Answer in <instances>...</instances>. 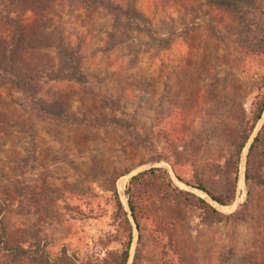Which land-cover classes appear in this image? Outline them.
I'll return each instance as SVG.
<instances>
[{"label":"rangeland","instance_id":"obj_1","mask_svg":"<svg viewBox=\"0 0 264 264\" xmlns=\"http://www.w3.org/2000/svg\"><path fill=\"white\" fill-rule=\"evenodd\" d=\"M131 4L139 26H119ZM263 75L264 0H0V264H104L126 235L113 184L126 264H264V190L240 207L264 112L230 204L182 182L230 196ZM249 164L264 179V130ZM152 167L220 221L154 181L135 189L136 229L123 190Z\"/></svg>","mask_w":264,"mask_h":264},{"label":"trees","instance_id":"obj_2","mask_svg":"<svg viewBox=\"0 0 264 264\" xmlns=\"http://www.w3.org/2000/svg\"><path fill=\"white\" fill-rule=\"evenodd\" d=\"M133 1V0H129ZM115 14L114 20H116L117 24L120 26H136L138 27L140 24V20H138V15L136 14V11L133 8V5L131 4L125 12L120 11L119 8H114L112 11ZM259 93L256 97V99L251 103L250 111H249V118L246 121V124L244 127L241 128L239 133L240 143L238 145L237 150L234 152V166L230 174L229 182L231 184V193L228 198H225L221 194H213L206 188H204L202 185H200L197 180L194 179L192 182L182 181L186 186H189L191 188H194L202 193L205 194L206 197L213 203L224 206L228 205L233 200V191L237 184V172H238V162H239V152L240 148L243 146L244 140L246 139L249 132L252 131L253 127L255 126L256 122L259 120L262 111L264 110V75L260 78L259 84ZM264 130V124L260 128V130L256 133V135L253 137L249 147H248V154L246 156V161L244 164V170H243V182L248 187L245 191L244 196V202L240 204V207H245L247 202L249 201L250 197V188L249 185H254L262 188L264 190V179L258 174H254L252 170L250 169V156L253 153V150L256 148L259 137L261 132ZM178 180L181 182V178H179L177 175H175ZM154 181H160L166 189H168L171 192V198L174 201L175 205H178L181 200H185L184 198L187 197V202L190 204L191 207H194L196 209H200L202 211V221L206 223H216L219 222L222 214L215 209L210 203H208L206 200H204L199 195H196L190 191H184L181 189H178L172 180L170 179L168 173L161 168H149L147 170H143L138 172L135 175H132L129 177L125 188L123 190V194L126 196V204L127 209L129 211V215L135 224V227L137 229V222L135 217V205H134V197L136 194V188L139 185H142L143 183L149 184ZM112 200H113V207L114 211L120 215L123 216L124 222H125V242L123 243V247L119 250H110L107 251L105 256L101 259L102 263L104 264H126L127 256H128V246L130 243V231L131 227L129 222L126 218V213L123 210L121 201L119 199L117 189L115 185L112 186Z\"/></svg>","mask_w":264,"mask_h":264},{"label":"water","instance_id":"obj_3","mask_svg":"<svg viewBox=\"0 0 264 264\" xmlns=\"http://www.w3.org/2000/svg\"><path fill=\"white\" fill-rule=\"evenodd\" d=\"M263 112H264V110L262 111L259 120H261L262 115H263ZM259 120H258L257 122H259ZM257 122H256V124H257ZM256 124H255V126H256ZM251 141H252V140H251ZM251 141H250L249 144L246 146V148L243 149V150H245V151H242V154H241V157H240V158H241V159H240V165L242 166V168L244 167L245 158H246V153H247V151H248V147H249Z\"/></svg>","mask_w":264,"mask_h":264},{"label":"bare ground","instance_id":"obj_4","mask_svg":"<svg viewBox=\"0 0 264 264\" xmlns=\"http://www.w3.org/2000/svg\"><path fill=\"white\" fill-rule=\"evenodd\" d=\"M119 189L121 190L122 189V187H123V185H122V182L121 183H119Z\"/></svg>","mask_w":264,"mask_h":264}]
</instances>
